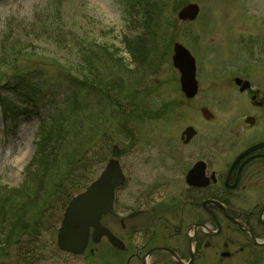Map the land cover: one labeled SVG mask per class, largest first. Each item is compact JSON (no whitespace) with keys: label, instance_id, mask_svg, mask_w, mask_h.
Masks as SVG:
<instances>
[{"label":"rangeland","instance_id":"374dc122","mask_svg":"<svg viewBox=\"0 0 264 264\" xmlns=\"http://www.w3.org/2000/svg\"><path fill=\"white\" fill-rule=\"evenodd\" d=\"M124 3L0 0V97L8 95L5 88L19 74L37 72L41 79L52 82L79 76L78 49L60 48L42 36L58 25L76 39L86 32L94 43L120 60L135 81L142 78L143 82L139 88L126 90L120 100L122 111L113 110L92 142L90 155L94 156L102 146V136H106L110 155L84 170V184L77 190L74 187L65 207L47 219L49 224L41 234L42 260L32 263L13 258L4 264H80L79 259L60 253L58 231L69 203L110 161L118 160L128 179L118 196L115 214L126 208L150 210L155 184L172 179L180 183L179 177L170 175L172 161L168 157L171 147L175 153V149L182 151L181 136L187 127H194L203 142H213L220 129L243 124L244 117L254 113L248 95L241 94L234 82L238 77L249 79L258 72L256 67L264 65V0H166L151 56L153 61L156 57L154 72L138 68L126 52L124 40L135 32L126 26ZM189 4L199 5L200 15L192 23L181 22L178 13ZM57 13L61 16L58 20ZM176 43L189 49L197 62L199 92L192 100L182 93L180 74L173 66ZM203 109L214 115L212 121L203 118ZM13 116L7 115L0 103V185L9 190L24 184L36 152L39 126L35 116ZM242 134L246 136L248 131ZM174 167L182 171L181 160L175 161Z\"/></svg>","mask_w":264,"mask_h":264},{"label":"flooded vegetation","instance_id":"af4514ba","mask_svg":"<svg viewBox=\"0 0 264 264\" xmlns=\"http://www.w3.org/2000/svg\"><path fill=\"white\" fill-rule=\"evenodd\" d=\"M256 69L247 80L238 77L250 83L247 91L234 82L254 113L220 129L213 142H203L194 127L188 144L181 136L182 151L171 147L168 157L180 183L155 184L150 210L115 214L126 177L101 221L118 246L107 236L95 240L91 228L83 255L60 253L80 264H264V146L255 148L264 144V65Z\"/></svg>","mask_w":264,"mask_h":264},{"label":"trees","instance_id":"16d2710c","mask_svg":"<svg viewBox=\"0 0 264 264\" xmlns=\"http://www.w3.org/2000/svg\"><path fill=\"white\" fill-rule=\"evenodd\" d=\"M123 2L126 26L135 32L124 40L126 52L138 68L154 72L156 57L153 61L151 56L166 0ZM60 17L57 13V20ZM45 32L42 36L58 47L78 49L79 76L52 82L37 72L19 74L5 88L8 95L0 97L7 115H32L39 123L36 152L24 184L13 190L0 185V264L13 258L32 263L42 260L41 234L49 224L47 219L65 207L74 187L77 190L84 184V170L110 155L106 136L94 156L90 155L92 142L113 110L122 111L120 100L126 90L143 83L142 78L135 81L132 72L86 32L77 39L59 25Z\"/></svg>","mask_w":264,"mask_h":264},{"label":"water","instance_id":"95a60500","mask_svg":"<svg viewBox=\"0 0 264 264\" xmlns=\"http://www.w3.org/2000/svg\"><path fill=\"white\" fill-rule=\"evenodd\" d=\"M201 9L197 4H189L178 13L181 22L192 23L200 15ZM172 62L180 74V86L184 96L192 100L199 92L197 80V62L191 51L182 44L176 43L173 49ZM240 91L248 90L250 83L240 78L235 80ZM206 121H211L214 115L208 110H202ZM251 122L250 119L247 120ZM197 134L193 127H188L182 134V139L188 144ZM264 146L261 144L255 148ZM255 148L251 149L254 150ZM249 151V152H251ZM126 183V175L118 160L110 161L99 177L85 191L76 195L66 208L61 226L58 231L57 245L61 252L81 256L85 253L89 240L90 229L94 228V238L99 240L107 236L114 246L121 242L104 228L102 219L108 215L115 202L116 191Z\"/></svg>","mask_w":264,"mask_h":264}]
</instances>
